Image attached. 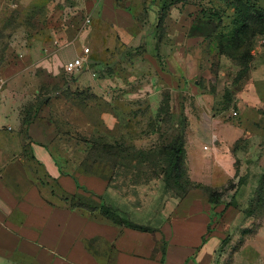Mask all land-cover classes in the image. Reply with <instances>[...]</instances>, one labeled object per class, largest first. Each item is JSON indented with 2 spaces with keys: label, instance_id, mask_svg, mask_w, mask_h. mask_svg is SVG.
Here are the masks:
<instances>
[{
  "label": "rangeland",
  "instance_id": "obj_1",
  "mask_svg": "<svg viewBox=\"0 0 264 264\" xmlns=\"http://www.w3.org/2000/svg\"><path fill=\"white\" fill-rule=\"evenodd\" d=\"M96 3L97 0H0V72L6 69V73L22 71L43 77L26 78L31 94L23 104L22 120L36 118L45 124L64 172H97L110 180L122 206L108 199H95L112 209L115 221L149 228L152 220L137 224L133 211L140 219L160 220L170 212V202L193 198L223 202L221 249L235 251L264 228V104H254L251 97H243L245 92L252 93L254 83L259 92L255 97L264 102V31L250 35L243 29L246 23L251 29L255 27L254 10L264 13V0H134L141 21L146 18V9L158 6L156 39L166 34V14L171 6L188 15L191 27L199 20L207 27L193 41L199 46L193 50L196 60L190 83L197 85L189 92L184 88L178 111L171 102L170 89L164 88L154 112L147 101L132 95L136 79L140 78L135 71L133 46L118 48L117 52L111 48L114 59L126 55L122 67L109 70V64L97 61L88 64L86 77L81 80L82 73L65 71L67 55L60 57L55 79L46 77L45 70L32 64L41 52L38 43L52 39L60 40L63 51L93 47L89 34ZM246 15L252 19L245 20ZM179 35L176 36L181 38ZM236 43L242 44L240 49L234 47ZM106 73L125 74L130 96H119L118 79L113 81L109 96L102 84ZM197 88L215 94L214 109L206 115L225 123L216 154L204 151V143L198 139L202 132L199 121L204 114L194 96ZM174 144L175 148L182 147L179 172L170 164V147ZM194 151L201 153L202 160L193 158ZM201 163L211 173L206 178L197 174L205 166ZM234 207L246 212L245 220L235 227ZM229 209V215H225ZM254 244H259L258 240L246 249Z\"/></svg>",
  "mask_w": 264,
  "mask_h": 264
},
{
  "label": "crops",
  "instance_id": "obj_2",
  "mask_svg": "<svg viewBox=\"0 0 264 264\" xmlns=\"http://www.w3.org/2000/svg\"><path fill=\"white\" fill-rule=\"evenodd\" d=\"M96 4L89 34L93 47L87 55L88 64L102 61L109 64V70H117L125 63L126 55L114 59V53L118 48L133 46L135 71L140 78L136 79L132 95L147 101L150 111L154 112L162 90L168 88L171 102L177 111L181 110L184 88L189 92L197 85L190 83L194 78L192 64L196 60L193 50L199 46V42L193 41L207 27L200 25L201 20L191 27L188 15L171 6L166 14V34L156 39L158 6L151 4L141 21L133 6L134 0H97ZM179 34L181 38L177 37ZM38 46L41 52L32 64L45 70L46 77L54 76V79L62 55L68 56L64 65L84 50L63 51L58 39ZM88 70L86 65L79 80L86 77ZM6 72V69L0 72V81H3L0 87V264H264V228L235 251L221 249L223 202L213 203L203 198L170 202V212L160 220L157 217L140 219L133 211L132 218L137 224L152 220L149 228L116 223L80 210L68 196L82 194L95 199L97 195L118 206L122 202L118 201L108 178L93 173L64 172L45 124L36 118L22 120L23 104L31 94L26 78L43 77L30 72ZM115 79L119 81V96H130L132 92L126 88L125 74L106 73L102 77L105 92L111 96ZM251 92L243 93V97H251L254 104H264L254 95L259 94L254 83ZM194 96L204 114L199 121L202 132L198 139L204 143V151L216 154L223 141L221 127L225 123L206 115L214 109L216 96L203 88H197ZM192 156L202 160L199 152L194 151ZM197 172L201 178L211 175L206 165ZM230 210L224 214L229 215ZM245 216V211L234 207V227ZM254 240L259 244L246 249Z\"/></svg>",
  "mask_w": 264,
  "mask_h": 264
},
{
  "label": "trees",
  "instance_id": "obj_3",
  "mask_svg": "<svg viewBox=\"0 0 264 264\" xmlns=\"http://www.w3.org/2000/svg\"><path fill=\"white\" fill-rule=\"evenodd\" d=\"M254 13L257 15V18H256L257 21H256L255 27L253 29H251L247 23L243 27L244 31L249 32L250 35H254L256 32L264 31V13L260 12V11H255V10H254ZM244 18H245V20L252 19V17L250 15H246ZM244 38H246V37H244ZM241 41L245 42L242 39H241ZM241 46H242V44H239V43L234 44V47L236 49H240ZM232 58L234 60L236 59L235 57H232ZM235 61H237V60H235ZM170 149H172L170 164H172L174 166V169L177 172H179V169H180V167H179V154L182 152V147H179V148L176 147L175 148V144H174L172 147H170ZM66 173H70V172H66ZM84 173H93V174L100 175L102 177H106L104 174H100L97 172H84ZM96 198H98L99 201L103 200V198L101 196L96 195ZM67 199L71 200V202L75 206H77L80 210H82L83 212H86L92 216L93 215L94 216H103V217H107V218L111 219L112 221H114L116 223H122V224H126L129 226H138L135 224H127L125 222L115 221L114 219L111 218L112 209H110L107 206L105 207V205L103 203H102L103 205L102 204L100 205L97 202V200L92 198V197H87V196H84L82 194H78V195H73L71 197L68 196ZM139 227H141V226H139ZM142 228H144V227H142Z\"/></svg>",
  "mask_w": 264,
  "mask_h": 264
},
{
  "label": "built area",
  "instance_id": "obj_4",
  "mask_svg": "<svg viewBox=\"0 0 264 264\" xmlns=\"http://www.w3.org/2000/svg\"><path fill=\"white\" fill-rule=\"evenodd\" d=\"M91 19L87 20V25L90 24ZM91 49L89 46L85 47L83 50V54L74 57L73 59L65 62L64 69L69 73H81L86 65H88V54L90 53ZM3 81H0V87L2 86ZM237 114L236 112L234 113Z\"/></svg>",
  "mask_w": 264,
  "mask_h": 264
},
{
  "label": "water",
  "instance_id": "obj_5",
  "mask_svg": "<svg viewBox=\"0 0 264 264\" xmlns=\"http://www.w3.org/2000/svg\"><path fill=\"white\" fill-rule=\"evenodd\" d=\"M92 62H97V61H92ZM92 62H91V63H92Z\"/></svg>",
  "mask_w": 264,
  "mask_h": 264
}]
</instances>
